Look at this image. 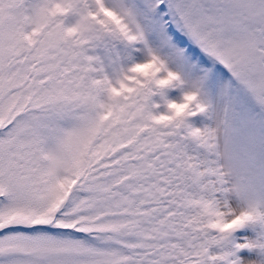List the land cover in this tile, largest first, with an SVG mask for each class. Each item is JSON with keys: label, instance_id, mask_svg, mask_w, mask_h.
Returning <instances> with one entry per match:
<instances>
[{"label": "snow or ice", "instance_id": "obj_1", "mask_svg": "<svg viewBox=\"0 0 264 264\" xmlns=\"http://www.w3.org/2000/svg\"><path fill=\"white\" fill-rule=\"evenodd\" d=\"M0 264H264V0H0Z\"/></svg>", "mask_w": 264, "mask_h": 264}]
</instances>
